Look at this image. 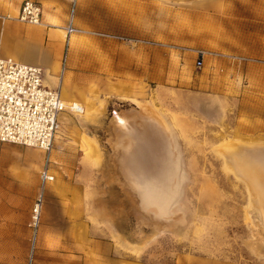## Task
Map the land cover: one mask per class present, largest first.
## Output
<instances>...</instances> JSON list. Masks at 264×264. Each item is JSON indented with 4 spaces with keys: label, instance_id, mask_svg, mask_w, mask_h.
<instances>
[{
    "label": "rangeland",
    "instance_id": "obj_1",
    "mask_svg": "<svg viewBox=\"0 0 264 264\" xmlns=\"http://www.w3.org/2000/svg\"><path fill=\"white\" fill-rule=\"evenodd\" d=\"M77 7L66 78L90 108L63 115L37 226L45 153L0 141V264H36L45 227L67 228L75 188L85 190L88 219L102 217L121 264H264L261 209L221 153L247 144L264 152V0ZM170 141L172 174L162 182L156 174L166 172L160 156ZM133 164L158 172L144 174L140 187L128 173Z\"/></svg>",
    "mask_w": 264,
    "mask_h": 264
},
{
    "label": "crops",
    "instance_id": "obj_2",
    "mask_svg": "<svg viewBox=\"0 0 264 264\" xmlns=\"http://www.w3.org/2000/svg\"><path fill=\"white\" fill-rule=\"evenodd\" d=\"M23 1L0 0V55L42 68L48 85L59 86L64 99L77 101L80 95L72 90V84L66 78L73 77L71 70L66 68L62 81L59 80V57L62 51L60 31L64 30L67 23L69 1L36 0L43 6L40 24L23 22L18 18ZM71 43L70 40L69 47ZM80 103L90 108L88 102ZM54 195L57 193L50 194V199L63 204V198ZM68 197L72 205L77 206L68 209L70 213L67 212L64 218L67 228L57 223L45 227L39 236L36 264H121V261L112 258L110 236L104 235L102 217L98 218L99 224L87 217L85 190L75 188ZM68 242L70 246L63 245Z\"/></svg>",
    "mask_w": 264,
    "mask_h": 264
},
{
    "label": "built area",
    "instance_id": "obj_3",
    "mask_svg": "<svg viewBox=\"0 0 264 264\" xmlns=\"http://www.w3.org/2000/svg\"><path fill=\"white\" fill-rule=\"evenodd\" d=\"M68 1L60 81L66 69L71 37L78 31L75 24L78 0ZM18 18L23 22L40 24L43 18L42 4L36 0H24ZM201 64L202 60H199ZM84 113L85 108L80 102L64 99L59 86L53 87L45 82L42 68L0 55V141L35 147L45 153L40 172L42 191L33 208L36 226L40 220L45 190L55 180L51 154L63 115L81 116Z\"/></svg>",
    "mask_w": 264,
    "mask_h": 264
},
{
    "label": "bare ground",
    "instance_id": "obj_4",
    "mask_svg": "<svg viewBox=\"0 0 264 264\" xmlns=\"http://www.w3.org/2000/svg\"><path fill=\"white\" fill-rule=\"evenodd\" d=\"M85 108V107H84ZM86 111V108H85ZM127 126V125H126ZM122 127V126H121ZM125 127V126H123ZM122 127V128H123ZM128 127V126H127ZM151 127V126H150ZM125 130V129H124ZM129 130V128H128ZM131 132V131H130ZM128 133V132H127ZM122 134V133H121ZM151 138V137H150ZM164 138V137H163ZM139 139V138H137ZM136 139V140H137ZM156 140V138H154ZM160 139V137H159ZM153 140V139H152ZM170 140V139H169ZM156 144V146H158V141H152ZM138 143V142H137ZM136 143V144H137ZM170 146L169 144L165 143V145H167L164 150V153L162 154V156H160V158H164L167 160L168 165H163V167L165 166L164 169L161 168V171H165V174L163 177H161L160 174H156V178L162 180V182L165 181V179H167L169 177V174H172V167H170L171 163H170V157L171 154H173L171 146H172V142L170 141ZM134 144V145H136ZM161 144V143H159ZM138 145V144H137ZM136 145V146H137ZM153 145V144H152ZM136 146H134L136 148ZM150 146V145H149ZM163 147V145H160ZM252 146H259L252 144ZM251 145L248 146L247 145H226V150L223 151L222 150V154H224L225 157V161H226V168L233 171L238 177H242L248 184V188L251 192V195L254 196V198L257 201V204L262 212V216L264 219V152H262V147H252ZM140 147H142V145H140ZM144 147V146H143ZM148 148V146H146ZM139 148V146H138ZM149 149H151L149 147ZM157 149L159 150V148L154 149L153 151H157ZM144 150V149H143ZM131 151V150H130ZM136 152L132 151V153L135 155H137L138 151L135 150ZM140 152H142L139 149ZM148 150H146L147 152ZM150 151V150H149ZM145 152V153H146ZM152 153V151H150ZM161 152V151H160ZM159 152V155H161ZM224 152V153H223ZM131 153V152H129ZM128 153V154H129ZM144 153V152H142ZM149 153V152H148ZM155 153V152H153ZM127 154V153H126ZM125 154V155H126ZM140 154V153H139ZM141 155V154H140ZM145 155V154H144ZM147 155V154H146ZM134 155H132L133 157ZM139 155H137L138 158ZM148 156V155H147ZM177 158V155H175ZM135 157V156H134ZM144 157V156H142ZM149 157V156H148ZM136 158V157H135ZM146 158V157H145ZM154 158V157H153ZM157 159V158H156ZM174 159V156H173ZM125 160V159H124ZM123 160V161H124ZM144 160V158H143ZM151 160V158L149 159V161ZM158 160V159H157ZM123 161L121 163H123ZM126 161V160H125ZM145 161V160H144ZM152 161V160H151ZM139 162V161H138ZM148 162V161H147ZM147 162H143V163H147ZM164 162V160H163ZM126 163V162H125ZM149 163V162H148ZM141 164V163H140ZM151 164V162H150ZM173 164V163H172ZM127 165V164H126ZM139 165V164H138ZM138 165H130L128 168L126 166V168L128 169V173L131 176V178L134 180V182L138 185H140V187H142L141 185V180L144 174H149V176H155V173L158 172V168L156 169L155 173L153 172L155 170L156 164L153 167L147 168V170L142 166V168H140ZM146 165V164H145ZM157 165L159 166V162L157 161ZM147 166V165H146ZM125 167V166H124ZM160 168V167H159ZM150 169V170H149ZM177 169V168H176ZM125 171V170H124ZM174 172V171H173ZM146 177V175H144ZM174 177V176H173ZM146 180V179H144ZM151 181V180H150ZM133 182V181H132ZM152 182V181H151ZM143 183V182H142ZM148 183V182H147ZM153 183V182H152ZM134 184V183H133ZM158 184V183H156ZM135 185V184H134ZM147 185V184H146ZM150 186V185H149ZM155 188V185L153 186ZM147 188V187H146ZM151 188V186H150ZM171 187H169L170 190ZM158 189V188H157ZM252 196V198H253ZM155 198V197H154ZM254 201V200H253ZM150 202V201H149ZM152 202V201H151ZM161 203V202H160ZM38 210H39V206H38Z\"/></svg>",
    "mask_w": 264,
    "mask_h": 264
}]
</instances>
